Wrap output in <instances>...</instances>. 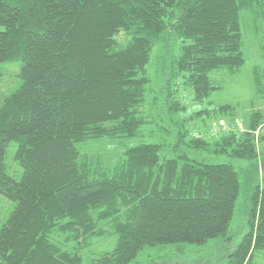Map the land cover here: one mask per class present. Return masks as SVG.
<instances>
[{
	"label": "trees",
	"instance_id": "trees-1",
	"mask_svg": "<svg viewBox=\"0 0 264 264\" xmlns=\"http://www.w3.org/2000/svg\"><path fill=\"white\" fill-rule=\"evenodd\" d=\"M242 11L262 18L264 0H0V64L19 63L20 79L0 104V194L14 204L0 228L1 264H82L77 250L101 236H115L114 248L89 264H138L146 251L229 240L239 171L202 154L255 160L261 115L208 140L189 132L174 95L181 85L200 104L217 89L211 72L239 71ZM154 50L158 95L148 72ZM166 117L173 144L141 142L112 170L77 148L169 134L155 122ZM12 143L19 179L5 162ZM246 215L235 248L208 264H252L264 252L263 172Z\"/></svg>",
	"mask_w": 264,
	"mask_h": 264
},
{
	"label": "rangeland",
	"instance_id": "rangeland-1",
	"mask_svg": "<svg viewBox=\"0 0 264 264\" xmlns=\"http://www.w3.org/2000/svg\"><path fill=\"white\" fill-rule=\"evenodd\" d=\"M242 52L244 64L235 73L225 69H218L210 73V80L215 89L209 98L202 103L193 99V92L189 88L177 85L174 100L179 101L184 109L179 113L185 120V126L192 135L202 136L208 140H216L228 132H242L249 123L253 113L261 115V123L256 132L255 148L257 158L253 161L239 160L230 156L206 155L205 161L210 163H228L239 171L241 191L236 202L233 220L231 223L232 235L226 243L220 239L210 240L205 247L185 246L182 253L174 251H146L137 258L138 264H208L221 262L228 251L235 248L241 236L245 233L246 211L249 207V193L259 183L260 173H264L257 166L264 163V17L255 18L251 12L242 11ZM264 16V15H263ZM3 28L0 27V30ZM120 40L122 33L118 36ZM153 59L148 66V72L153 77L152 85L156 94L160 93L157 78L163 77V72L158 71L155 50ZM19 63L0 64V104L2 100L12 94L20 85L18 78ZM157 85V88H156ZM159 91V93H158ZM161 93H163L161 91ZM163 97V94H161ZM219 106H228L224 113L218 112ZM155 113H164L159 105ZM203 110L208 113H203ZM178 116V117H179ZM158 126L166 128L169 134L156 130V137H136L131 139H99L91 140L77 145L80 154L91 160L93 165L112 170L124 157L126 149L141 142H155L160 139L173 144L176 140V128L169 118L155 119ZM15 144L7 148L6 166L9 175L19 179L21 168L14 161ZM14 209V204L0 194V228L5 223ZM106 229V227H105ZM62 242L63 237L56 238ZM115 236H101L94 238L90 245L78 249L82 257V264H89L93 259L103 253L110 252L115 245ZM64 247L73 251L74 244L66 243ZM1 264V263H0ZM252 264H264V252L255 253Z\"/></svg>",
	"mask_w": 264,
	"mask_h": 264
}]
</instances>
